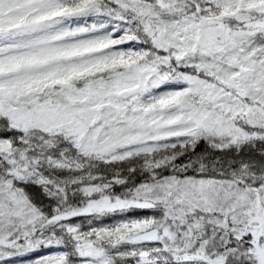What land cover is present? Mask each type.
<instances>
[{
    "label": "snow or ice",
    "instance_id": "snow-or-ice-1",
    "mask_svg": "<svg viewBox=\"0 0 264 264\" xmlns=\"http://www.w3.org/2000/svg\"><path fill=\"white\" fill-rule=\"evenodd\" d=\"M0 264H264V0H0Z\"/></svg>",
    "mask_w": 264,
    "mask_h": 264
}]
</instances>
